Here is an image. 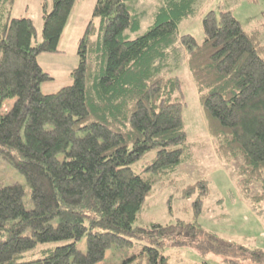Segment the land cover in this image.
<instances>
[{"label": "trees", "instance_id": "16d2710c", "mask_svg": "<svg viewBox=\"0 0 264 264\" xmlns=\"http://www.w3.org/2000/svg\"><path fill=\"white\" fill-rule=\"evenodd\" d=\"M16 1L0 0V109L16 100L0 113V155L27 181L33 207L26 208L23 185H0V264H170V245L216 264H264L263 250L198 224L205 180L181 191L195 198L193 222L136 225L153 177L174 174L191 150L176 75L185 62L218 158L242 157L240 193L264 203V17L247 32L232 9L218 7L203 17L198 44L179 29L196 0H164L145 35L133 38L142 15L131 14L132 0H98L79 39L73 83L44 95L53 77L38 58L58 52L77 0L42 2L41 41L34 20L13 17ZM83 240L85 253L77 246Z\"/></svg>", "mask_w": 264, "mask_h": 264}, {"label": "rangeland", "instance_id": "374dc122", "mask_svg": "<svg viewBox=\"0 0 264 264\" xmlns=\"http://www.w3.org/2000/svg\"><path fill=\"white\" fill-rule=\"evenodd\" d=\"M98 0H77L75 9L70 15L65 27L66 32L61 37L58 52L43 53L38 62L43 70L53 77L52 81L41 86L42 93L55 94L73 83L71 73L78 67V44L92 20ZM50 6L52 0H49ZM193 6L194 15L183 20L179 25L181 34L195 37L198 44H202L204 35L203 17L210 11H217L218 7L232 9L234 16L241 23L245 31L259 28L263 25L264 0H196ZM236 2V3H235ZM35 0H19L14 15L23 14L29 10V17L35 21L38 40H42L43 20H41V6ZM164 0H132L129 3L131 14L142 15L141 30L132 37L145 35L154 23L155 14L164 5ZM26 16V15H25ZM22 18V17H21ZM264 44V35L262 37ZM176 75L183 82L185 109L183 112L186 135L191 150L186 153L185 164L180 166L174 174L154 178L152 194L147 199L137 219V226L150 227L153 224L162 226L175 224L177 221L193 222L194 212L192 204L195 198L183 199L181 191L186 186L194 185L197 181L205 180L209 183V197L204 201L203 213L198 218V224L207 232H213L220 239L249 249L264 251V203L253 205L241 195L238 182V170L244 159H232L230 164L223 163L216 154L217 141L211 136L206 115L199 102V93L195 81L192 79L187 62L181 65ZM16 100H7L0 113L6 114L14 106ZM150 154L147 157L149 161ZM140 162L135 166L140 174ZM149 176V175H148ZM148 176H145L146 178ZM152 177V176H151ZM150 177V178H151ZM16 183L23 185L27 196L24 199L27 209H31L30 191L27 181L13 169L0 155V185L11 186ZM260 185L251 188L255 196ZM82 252H86V241L77 243ZM141 246H136L134 253H138ZM114 249L107 254L111 257ZM165 255L171 256L170 264H216L214 256H199L193 248H179L170 245Z\"/></svg>", "mask_w": 264, "mask_h": 264}, {"label": "crops", "instance_id": "0c3cea01", "mask_svg": "<svg viewBox=\"0 0 264 264\" xmlns=\"http://www.w3.org/2000/svg\"><path fill=\"white\" fill-rule=\"evenodd\" d=\"M36 2H38L37 4H40V6L42 5V2L44 1V0H35ZM18 2H19V0H17L16 1V3H15V5H14V7H13V13H12V15H13V17H15V18H19V17H23V18H27V17H29V10H25L24 12H23V14H20V15H24V16H19L18 17V15H14V12H15V10H16V7H17V5H18ZM48 2H49V0H48ZM77 2V1H76ZM76 5V4H75ZM41 8V7H40ZM74 9H75V6H74ZM74 9H73V11H74ZM73 11H72V13H73ZM71 13V14H72ZM40 15L42 14V8H41V12L39 13ZM26 15V16H25ZM30 19V18H29ZM41 20H42V15H41ZM35 22V21H34ZM69 22V21H68ZM68 24V23H67ZM67 26V25H66ZM37 27V26H36ZM65 32H66V30H65ZM64 32V33H65ZM64 35V34H63ZM62 35V36H63ZM40 58V57H39ZM39 58H38V60H39ZM40 65V64H39ZM42 67V66H41ZM43 69V68H42Z\"/></svg>", "mask_w": 264, "mask_h": 264}]
</instances>
